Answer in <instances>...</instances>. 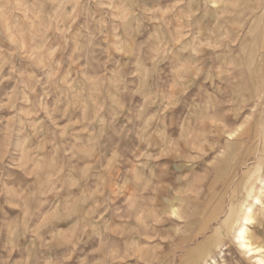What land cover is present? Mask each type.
<instances>
[{
	"label": "rangeland",
	"instance_id": "1",
	"mask_svg": "<svg viewBox=\"0 0 264 264\" xmlns=\"http://www.w3.org/2000/svg\"><path fill=\"white\" fill-rule=\"evenodd\" d=\"M263 38L264 0H0V264H257L198 250L264 178Z\"/></svg>",
	"mask_w": 264,
	"mask_h": 264
},
{
	"label": "bare ground",
	"instance_id": "2",
	"mask_svg": "<svg viewBox=\"0 0 264 264\" xmlns=\"http://www.w3.org/2000/svg\"><path fill=\"white\" fill-rule=\"evenodd\" d=\"M259 70H260V67H259ZM262 74L263 73H261V75ZM263 77L264 76H262V78ZM259 95L261 97L264 95V84L262 85V90L259 91ZM256 127L258 128L257 130L260 131V134L262 135V141L264 142V118H261L260 122L257 123ZM230 136H233V133H230ZM261 167H262L261 162H258L256 165L251 166L246 171H244L243 177L240 180V183L238 184L240 186L236 187L235 189L232 188L231 190L229 204H227L228 208L221 207V203H218V206L216 209L217 214L215 215V219L219 220V217H222L223 215H224L223 216L224 219L220 220L219 222L220 224L218 227H216L214 233L207 238L205 243L203 242L204 244L201 246V248L199 247L200 249L198 251H200V253L204 255H211L214 248L217 250L222 247L223 244L221 243L223 239H225L226 237L233 236L236 242L238 243L239 247L242 249V251L246 252L247 254L249 253L251 257L255 259L257 264H264V247L262 246L263 244L256 245L257 243L254 241L255 239L254 234L250 227L257 220L258 214L256 213V207L258 205H261V206L263 205L264 178L261 177ZM259 182L262 183L261 191L258 195H256L255 194L256 187ZM216 202H217V199H216ZM204 209H205V206H204ZM216 211H213V212H216ZM175 213L177 214V212ZM214 262L216 263L217 260L214 259ZM206 264H212V263L207 261Z\"/></svg>",
	"mask_w": 264,
	"mask_h": 264
}]
</instances>
